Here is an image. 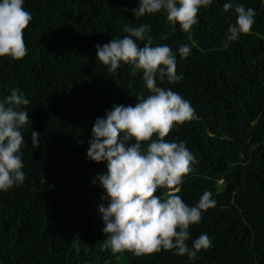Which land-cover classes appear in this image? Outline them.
<instances>
[{
	"label": "trees",
	"instance_id": "16d2710c",
	"mask_svg": "<svg viewBox=\"0 0 264 264\" xmlns=\"http://www.w3.org/2000/svg\"><path fill=\"white\" fill-rule=\"evenodd\" d=\"M226 2L212 0L183 32L164 12L134 16L138 0H24L32 17L23 30L27 54L0 57V101L13 88L29 100L21 106L29 113L21 129L25 180L0 193V264H264V0H231L228 12ZM240 4L255 10V23L227 41ZM142 24L150 26L151 46L166 44L177 57L180 79L157 86L194 110V119L164 138L185 142L194 157L175 194L188 206L205 191L216 201L189 227V246L203 233L212 241L194 260L172 250L135 256L103 248V193L91 181L106 169L86 158L91 128L106 109L149 93L142 73L133 75L128 65L109 72L94 46ZM183 45L191 48L187 58L178 53ZM32 131L40 134L36 150Z\"/></svg>",
	"mask_w": 264,
	"mask_h": 264
},
{
	"label": "clouds",
	"instance_id": "9594fccd",
	"mask_svg": "<svg viewBox=\"0 0 264 264\" xmlns=\"http://www.w3.org/2000/svg\"><path fill=\"white\" fill-rule=\"evenodd\" d=\"M23 4L24 0H0V57L21 59L27 54L23 30L32 17ZM211 4L212 0H138L133 15L164 12L173 30L178 25L189 32L197 24L200 10ZM233 6L229 0L223 9L228 12ZM234 12L236 21L229 25L227 41L249 33L255 23L253 8L240 4ZM123 31L127 33L123 38L94 46L97 61L112 73L123 65L130 66L133 75L142 73L149 94L138 96L133 105L106 109L91 128L86 158L104 163L106 169L91 181L103 193L97 206L104 224L102 232L107 234L103 248L113 254L128 251L135 256L172 250L177 256L194 260L198 252L212 246V241L203 233L189 246V227L199 224L203 211L214 207L216 201L205 191L194 206H188L175 194L184 176L192 172L194 157L185 142L164 139L174 125L194 119V110L180 94L157 86V81L173 83L180 79L173 50L166 44L151 46L148 24L125 25ZM138 42L145 43L140 46ZM178 53L187 58L191 48L183 45ZM28 104L16 88L0 101V193L25 180L21 129L28 124L29 113L21 106ZM30 139L33 149L40 147L39 133L32 131ZM159 188L167 190L166 198L154 195Z\"/></svg>",
	"mask_w": 264,
	"mask_h": 264
}]
</instances>
